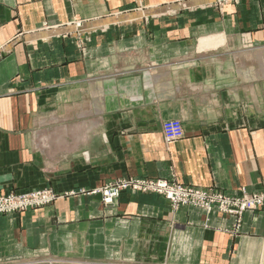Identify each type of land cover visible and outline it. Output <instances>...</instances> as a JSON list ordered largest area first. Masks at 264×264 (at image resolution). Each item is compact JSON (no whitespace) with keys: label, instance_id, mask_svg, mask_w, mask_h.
I'll list each match as a JSON object with an SVG mask.
<instances>
[{"label":"crops","instance_id":"1","mask_svg":"<svg viewBox=\"0 0 264 264\" xmlns=\"http://www.w3.org/2000/svg\"><path fill=\"white\" fill-rule=\"evenodd\" d=\"M186 1L0 0V47L34 33L0 57V189L84 190L1 217L0 264H264L263 211L237 232L232 217L172 211L155 195L105 206L87 193L129 176L228 194L264 184V0L156 20L154 31L112 28L85 54L38 31ZM167 120L182 123L180 141L166 142Z\"/></svg>","mask_w":264,"mask_h":264},{"label":"rangeland","instance_id":"2","mask_svg":"<svg viewBox=\"0 0 264 264\" xmlns=\"http://www.w3.org/2000/svg\"><path fill=\"white\" fill-rule=\"evenodd\" d=\"M252 1L260 0H187L186 2H173L158 7L137 5L134 8L118 10L103 18L74 20L62 25H45L38 31L45 32L46 38L44 40L60 37L73 38L77 47L85 54L89 50L92 35L106 33L112 28L124 29L126 26L146 25L147 29L154 31L156 26H153L152 22L156 20L176 16L182 18L180 23L192 22L191 15L194 11L209 12L222 17L226 15L228 8L239 7ZM32 34L34 33L28 32L16 35L13 40L0 47V57L7 54L10 48L19 42L31 45L34 42L30 38ZM162 132L166 142L172 144L180 141L184 137L185 131L180 121L167 120L162 124ZM176 188L182 190V195H174L170 191ZM79 192L83 193L84 190ZM79 192L57 193L50 188L49 184L35 186L5 185L4 188L0 189V218H14L29 211L41 210L49 207L56 200ZM124 192L158 196L167 202L172 211L184 207L200 209L205 212L207 220L213 212H217L221 216L232 217L235 219V223L229 231L238 232L240 230L241 219L246 212H264V184L252 192L241 188L235 194H228L216 187L201 188L182 184L174 177L165 179L129 176L111 180L87 193L99 194L105 206H113ZM252 202L255 205L252 206Z\"/></svg>","mask_w":264,"mask_h":264},{"label":"built area","instance_id":"3","mask_svg":"<svg viewBox=\"0 0 264 264\" xmlns=\"http://www.w3.org/2000/svg\"><path fill=\"white\" fill-rule=\"evenodd\" d=\"M176 125H177V124H176ZM170 191H171L174 195H175V194H181V195H182V190H180L179 188L171 189ZM176 196H177V195H176ZM251 204H252V206L255 205V203H253V202H252Z\"/></svg>","mask_w":264,"mask_h":264}]
</instances>
